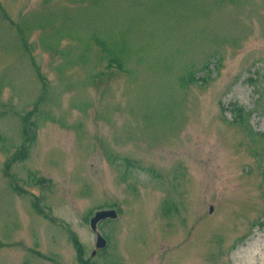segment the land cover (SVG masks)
Listing matches in <instances>:
<instances>
[{
  "label": "rangeland",
  "instance_id": "1",
  "mask_svg": "<svg viewBox=\"0 0 264 264\" xmlns=\"http://www.w3.org/2000/svg\"><path fill=\"white\" fill-rule=\"evenodd\" d=\"M75 236L264 264V0H0V264H85Z\"/></svg>",
  "mask_w": 264,
  "mask_h": 264
},
{
  "label": "water",
  "instance_id": "2",
  "mask_svg": "<svg viewBox=\"0 0 264 264\" xmlns=\"http://www.w3.org/2000/svg\"><path fill=\"white\" fill-rule=\"evenodd\" d=\"M96 216H94L92 218V221H91V226L96 230L98 225L97 223L101 220H103V218H106V217H116L118 214L116 213V210H103V211H99L95 214ZM98 236H99V239L97 241V246L98 247H104V245L106 244V239L105 237L103 238V236H101L99 233H98Z\"/></svg>",
  "mask_w": 264,
  "mask_h": 264
},
{
  "label": "trees",
  "instance_id": "3",
  "mask_svg": "<svg viewBox=\"0 0 264 264\" xmlns=\"http://www.w3.org/2000/svg\"><path fill=\"white\" fill-rule=\"evenodd\" d=\"M241 109V108H240ZM239 116H241L240 114H238ZM78 245V248H80V250H83L82 248H81V245L80 244H77Z\"/></svg>",
  "mask_w": 264,
  "mask_h": 264
},
{
  "label": "bare ground",
  "instance_id": "4",
  "mask_svg": "<svg viewBox=\"0 0 264 264\" xmlns=\"http://www.w3.org/2000/svg\"><path fill=\"white\" fill-rule=\"evenodd\" d=\"M258 246H259V245H258ZM259 252H260V251H259ZM259 252H256V254L259 255V254H258Z\"/></svg>",
  "mask_w": 264,
  "mask_h": 264
}]
</instances>
